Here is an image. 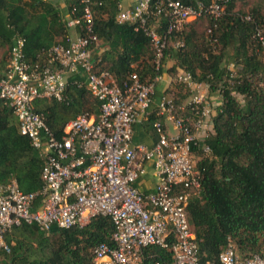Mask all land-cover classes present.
Wrapping results in <instances>:
<instances>
[{
	"label": "built area",
	"instance_id": "built-area-1",
	"mask_svg": "<svg viewBox=\"0 0 264 264\" xmlns=\"http://www.w3.org/2000/svg\"><path fill=\"white\" fill-rule=\"evenodd\" d=\"M118 7L117 22L132 25L148 38L158 72L168 49L184 47L183 32L190 22L211 20L206 32L209 41L216 42L214 30L226 2L132 0L128 5L119 2ZM61 21V40L44 48L33 63L26 58L24 36L15 31L0 71V107H9L20 134L43 158L38 190L24 192L15 179L0 182V250L10 251L7 235L23 223L34 224L48 235L52 227L67 229L108 215L113 224L111 243L93 247L91 264H144L150 246L169 250L172 264H264L260 254L239 257L231 242L216 261L200 260L188 221L189 202L200 190L195 152L210 150L204 140L212 131L222 96L213 101L209 83L179 70L175 80L188 97L176 103L162 91L155 104L162 118L152 122L157 140L150 147L133 145V125L151 114L155 84L162 73L148 81L133 70L118 82L110 70L99 68L101 46L94 28L93 0H78L67 7ZM263 28L264 21L256 24L253 35L261 45ZM69 82L85 87L98 102V111L78 113L56 135L35 101L66 100ZM162 119L171 122L174 132L165 129ZM148 164L157 183L145 192L136 181Z\"/></svg>",
	"mask_w": 264,
	"mask_h": 264
},
{
	"label": "trees",
	"instance_id": "trees-1",
	"mask_svg": "<svg viewBox=\"0 0 264 264\" xmlns=\"http://www.w3.org/2000/svg\"><path fill=\"white\" fill-rule=\"evenodd\" d=\"M64 1L67 7L78 3V0ZM181 1L193 4L198 0ZM225 2V13L214 30L218 51L201 50L194 38V25L203 21L204 38L209 41L206 29L212 21L208 18L194 20L184 29V47L179 51L168 49L161 69L156 72L152 64L154 71L147 77L140 62L147 52L153 58L148 38L135 31L132 25L117 22L119 0H93L94 28L101 46L97 65L110 70L118 82L133 70L142 80H152L157 73L163 72L167 57H170L172 64L166 66L170 82L164 92L176 103L188 97V91L175 80L179 70L189 71L196 80L209 83L210 91L217 84L221 85L222 105L213 117L211 133L204 140L210 150H196L200 190L187 208L202 261H216L229 242L239 257L253 254L264 257V61L260 56L264 44H259L253 36L255 25L264 21V14L257 9L239 14L233 10L234 0ZM61 13L52 0H0V47H7L6 55H0V71L7 63L15 31L24 36V52L31 63L44 48L59 42L64 34ZM246 15L251 19H245ZM228 49H232V56L239 65L231 84L222 66ZM176 85L182 87L184 95ZM233 92L242 96V102ZM88 95L91 100L87 99ZM66 97L64 101H35L36 109L44 113L48 126L56 135L78 113L98 111V102L85 87L69 82ZM42 167L43 158L30 139L20 134L15 116L6 104H2L0 182L15 179L24 192L38 190L42 184ZM112 231L108 215L94 216L81 226L52 227L50 236L34 224L23 223L7 235L10 251L0 250V256L4 262L13 264H91L93 247L100 242L111 243ZM156 261L172 264L169 250L148 247L144 264Z\"/></svg>",
	"mask_w": 264,
	"mask_h": 264
},
{
	"label": "rangeland",
	"instance_id": "rangeland-1",
	"mask_svg": "<svg viewBox=\"0 0 264 264\" xmlns=\"http://www.w3.org/2000/svg\"><path fill=\"white\" fill-rule=\"evenodd\" d=\"M54 2V0H52ZM233 10L239 14H249L251 13L252 9H257L258 12L260 14H264V0H234L233 2ZM194 28L196 30L195 34H194V38L199 46V48L201 50H209V51H218L219 50V45H215L214 43H211L210 41L206 40V38H204V28H205V22L200 21L197 22L194 25ZM6 49L7 47H0V55L4 56L6 55ZM232 49H228L227 51H225L224 54V58L222 61V66H224L226 68L227 71H229L231 68L233 74L235 75V73L237 72V70L239 69V65L235 62L234 57L232 56ZM203 54H206V52H202ZM262 60L264 61V51L261 52L260 54ZM167 62L164 65L163 71H166V66H168V64H172V61L170 60V57H167ZM141 65L144 66L143 71L145 72V76H149L150 73H152L154 70H152V64H153V58H151L150 56V52H147V54L142 58L141 60ZM233 78V77H232ZM232 78L227 79L228 83L231 84L232 82ZM176 89L180 90V94L184 95L182 87L176 85ZM179 94V93H178ZM179 97L181 98L182 96ZM233 94L237 97V99L242 102V96L239 95L236 92H233ZM210 96L211 99L213 101H217L219 98H221L222 96V91H221V85L217 84L216 88L212 91H210ZM88 100H91L92 98L88 95L87 96ZM186 98L181 100V103L185 100ZM196 155L198 154V152H195ZM50 236V235H48ZM53 238V237H52ZM33 245H35L33 243ZM0 264H13V263H9L7 261H3L2 257L0 256Z\"/></svg>",
	"mask_w": 264,
	"mask_h": 264
},
{
	"label": "crops",
	"instance_id": "crops-1",
	"mask_svg": "<svg viewBox=\"0 0 264 264\" xmlns=\"http://www.w3.org/2000/svg\"><path fill=\"white\" fill-rule=\"evenodd\" d=\"M123 5H128L132 0H119ZM54 3L58 5L59 9L64 12L67 8L64 0H54ZM101 50V49H100ZM170 82V76L166 71H163L161 78L155 84V94L153 98V103L150 107L151 114L148 119H144L133 125V133L131 143L133 145L143 144L147 147L152 146V144L157 140V134L152 126V122L157 118H162L156 114L155 104L162 91H164ZM153 118V119H152ZM164 127L170 133L174 132L172 129V124L166 119H162ZM157 183V177L153 174L151 165H147L145 168V173L140 175L136 181V185L142 191L148 192L152 191Z\"/></svg>",
	"mask_w": 264,
	"mask_h": 264
}]
</instances>
